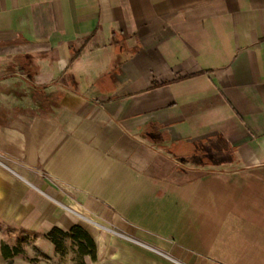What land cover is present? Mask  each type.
<instances>
[{
	"label": "crops",
	"instance_id": "crops-1",
	"mask_svg": "<svg viewBox=\"0 0 264 264\" xmlns=\"http://www.w3.org/2000/svg\"><path fill=\"white\" fill-rule=\"evenodd\" d=\"M0 215L106 264H264V0H0Z\"/></svg>",
	"mask_w": 264,
	"mask_h": 264
},
{
	"label": "rangeland",
	"instance_id": "rangeland-1",
	"mask_svg": "<svg viewBox=\"0 0 264 264\" xmlns=\"http://www.w3.org/2000/svg\"><path fill=\"white\" fill-rule=\"evenodd\" d=\"M43 98V115H46L50 109L51 101L48 97L43 96ZM94 221L101 224L97 219ZM86 224L88 226L87 222ZM43 236H48V234L25 230L16 223L5 220L0 215V264H83L82 262L85 264H106L104 260L98 261V256L96 260H92L89 255L83 256L78 246L70 239L63 240V252L49 256L46 251H43L45 245L40 243V238ZM2 243H7L12 247L17 246L23 250V253L5 259L1 253Z\"/></svg>",
	"mask_w": 264,
	"mask_h": 264
},
{
	"label": "trees",
	"instance_id": "trees-1",
	"mask_svg": "<svg viewBox=\"0 0 264 264\" xmlns=\"http://www.w3.org/2000/svg\"><path fill=\"white\" fill-rule=\"evenodd\" d=\"M48 238L56 246L58 253L63 252V240L70 239L78 246L83 256L89 255L92 260H96L97 258V246L94 239L79 225L73 226L68 231L55 227L48 233ZM1 253L5 259H10L23 253V250L17 246L12 247L7 243H2ZM82 263L85 264L84 262Z\"/></svg>",
	"mask_w": 264,
	"mask_h": 264
}]
</instances>
